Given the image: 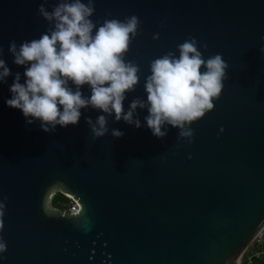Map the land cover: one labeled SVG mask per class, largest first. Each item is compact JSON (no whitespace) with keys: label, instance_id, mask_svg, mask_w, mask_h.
Returning a JSON list of instances; mask_svg holds the SVG:
<instances>
[{"label":"water","instance_id":"1","mask_svg":"<svg viewBox=\"0 0 264 264\" xmlns=\"http://www.w3.org/2000/svg\"><path fill=\"white\" fill-rule=\"evenodd\" d=\"M41 4L0 0V58L11 72L0 83V264H240L264 230V0H94L98 26L133 15L140 21L125 60L139 65L141 78L125 110L134 98L146 100L150 62L178 57L186 39H196L205 59L222 56L221 95L191 125V144L178 143L171 126L164 139L154 137L147 110H137L141 128L113 115L109 133L94 139L85 119L95 121L97 110L45 133L8 107L15 74L25 79L9 45L48 30ZM81 90L90 96L89 86ZM112 129L123 137L114 139ZM57 193L77 212L54 207Z\"/></svg>","mask_w":264,"mask_h":264},{"label":"clouds","instance_id":"2","mask_svg":"<svg viewBox=\"0 0 264 264\" xmlns=\"http://www.w3.org/2000/svg\"><path fill=\"white\" fill-rule=\"evenodd\" d=\"M46 3L44 0L38 11L48 22V30L19 47L15 41L10 42L13 62L25 67V79L21 83V74H15L8 107L20 110L29 125L38 121L45 133H54L57 126L77 125L81 110H97L103 114L95 121L85 119L94 139L109 133L108 118L113 115L115 122L123 120L141 128L137 110H147L144 123L154 137L164 139L171 126L179 130L178 143H192L191 125L213 109V100L222 92L228 65L220 54L205 59L196 39H186L177 46L178 57L168 52L150 62L151 74L144 82L146 100L134 98L125 110L126 94L136 90L141 78L139 65L125 60L138 35L139 18L106 19L98 26L91 19L94 0H58L50 12ZM202 47L207 50L206 44ZM260 51L264 54V47ZM10 75L5 60L0 58V83H6ZM85 85L90 88V96L81 90ZM123 135L111 130L114 139ZM4 213L5 204L0 203V231ZM5 252L6 244L0 240V254Z\"/></svg>","mask_w":264,"mask_h":264},{"label":"built area","instance_id":"3","mask_svg":"<svg viewBox=\"0 0 264 264\" xmlns=\"http://www.w3.org/2000/svg\"><path fill=\"white\" fill-rule=\"evenodd\" d=\"M69 199V198H68ZM65 211L76 213L78 210V206L75 202H73L71 199H69V202L66 205V208L63 209ZM264 230L260 231L258 235L253 240L250 247L244 252V254L240 258V264H242V260L244 259L245 254L250 251L252 247H255V249H252V251L245 257V264H257L259 261L264 259Z\"/></svg>","mask_w":264,"mask_h":264},{"label":"trees","instance_id":"4","mask_svg":"<svg viewBox=\"0 0 264 264\" xmlns=\"http://www.w3.org/2000/svg\"><path fill=\"white\" fill-rule=\"evenodd\" d=\"M51 202H52V205L54 207L60 208V209H65L67 203L69 202V199L66 196H64V195H62L60 193H57L56 195H54L52 197Z\"/></svg>","mask_w":264,"mask_h":264},{"label":"crops","instance_id":"5","mask_svg":"<svg viewBox=\"0 0 264 264\" xmlns=\"http://www.w3.org/2000/svg\"><path fill=\"white\" fill-rule=\"evenodd\" d=\"M263 245H264V242H263ZM251 251H252V250L248 251V252H247V255H248ZM257 264H264V259L261 260V261H259V263H257Z\"/></svg>","mask_w":264,"mask_h":264},{"label":"rangeland","instance_id":"6","mask_svg":"<svg viewBox=\"0 0 264 264\" xmlns=\"http://www.w3.org/2000/svg\"><path fill=\"white\" fill-rule=\"evenodd\" d=\"M252 249H255V247H252L250 250H252ZM247 254V253H246ZM246 254H245V256H244V259L242 260V264H245V257H246Z\"/></svg>","mask_w":264,"mask_h":264}]
</instances>
